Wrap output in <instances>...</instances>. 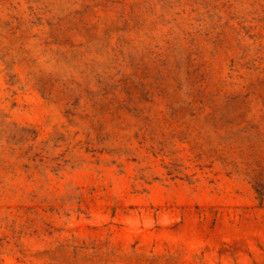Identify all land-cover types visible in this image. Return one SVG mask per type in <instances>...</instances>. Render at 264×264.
Returning <instances> with one entry per match:
<instances>
[{
  "label": "rangeland",
  "instance_id": "obj_1",
  "mask_svg": "<svg viewBox=\"0 0 264 264\" xmlns=\"http://www.w3.org/2000/svg\"><path fill=\"white\" fill-rule=\"evenodd\" d=\"M0 264H264V0H0Z\"/></svg>",
  "mask_w": 264,
  "mask_h": 264
}]
</instances>
